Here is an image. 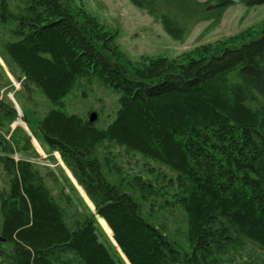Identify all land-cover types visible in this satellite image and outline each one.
Masks as SVG:
<instances>
[{"label":"trees","instance_id":"1","mask_svg":"<svg viewBox=\"0 0 264 264\" xmlns=\"http://www.w3.org/2000/svg\"><path fill=\"white\" fill-rule=\"evenodd\" d=\"M241 1L248 7L264 4ZM131 2L177 41H184L204 14L217 26L234 4ZM2 12L3 22L15 23L4 55L50 101L59 103L86 75L98 76L122 93L120 109L106 129L56 109L36 125L83 186L131 264H210L214 254L248 241L264 249V33L186 62L157 58L135 67L73 0H26L24 11L5 6ZM0 112L10 123L17 117L1 101ZM104 140L176 172L173 198L188 217L190 253L106 174L96 154ZM8 162L14 178L2 206L0 239L12 244L11 264H64L67 254L82 264H121L101 241L95 218L68 222L31 164H18L17 174L15 163Z\"/></svg>","mask_w":264,"mask_h":264},{"label":"rangeland","instance_id":"2","mask_svg":"<svg viewBox=\"0 0 264 264\" xmlns=\"http://www.w3.org/2000/svg\"><path fill=\"white\" fill-rule=\"evenodd\" d=\"M233 1L234 4L224 10L217 26L213 27L209 15L204 14L194 23L184 41L173 39L160 22L131 0H73V4L97 20L114 38L125 61L136 67L157 58L186 62L219 52L226 46H238L263 34L264 4L248 7L241 0ZM5 6L15 13L21 12L25 10L26 0H0V101L4 106L13 107L17 113L10 123L0 112V225L2 206L9 197L11 178H14L8 161L15 163L17 174L16 166L27 162L49 189L68 222L75 224L95 218L101 241L121 264H131L106 220L97 214L83 186L60 153L45 142L36 125V121L47 112L56 109L106 129L120 109L122 93L98 76L86 75L76 81L59 103L50 101L40 89L28 83L4 55V46L12 40L15 27L11 19L2 21ZM96 154L102 160L106 174L139 201L143 214L166 232L181 250L190 253L188 217L173 198L177 193L176 172L111 140L100 142ZM11 248V243L0 239V264H11ZM210 258V264H264V249L248 241L229 246ZM64 260V264H82L73 254H67Z\"/></svg>","mask_w":264,"mask_h":264}]
</instances>
